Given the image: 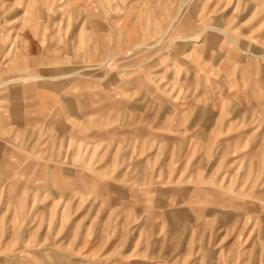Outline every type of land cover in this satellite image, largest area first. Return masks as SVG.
I'll list each match as a JSON object with an SVG mask.
<instances>
[{
	"label": "rangeland",
	"instance_id": "1",
	"mask_svg": "<svg viewBox=\"0 0 264 264\" xmlns=\"http://www.w3.org/2000/svg\"><path fill=\"white\" fill-rule=\"evenodd\" d=\"M54 1L0 0V264H264V0Z\"/></svg>",
	"mask_w": 264,
	"mask_h": 264
},
{
	"label": "crops",
	"instance_id": "2",
	"mask_svg": "<svg viewBox=\"0 0 264 264\" xmlns=\"http://www.w3.org/2000/svg\"><path fill=\"white\" fill-rule=\"evenodd\" d=\"M65 1H67V0H65ZM54 4H55V5H54V8L57 9V8L59 7V1H58V0H57V1H54ZM84 6H88V5L85 4ZM56 9H55V10H56Z\"/></svg>",
	"mask_w": 264,
	"mask_h": 264
}]
</instances>
